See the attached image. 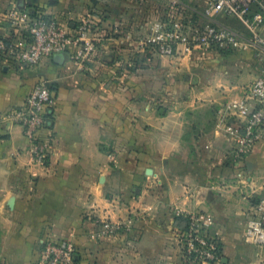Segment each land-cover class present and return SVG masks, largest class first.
I'll use <instances>...</instances> for the list:
<instances>
[{
	"label": "crops",
	"instance_id": "obj_1",
	"mask_svg": "<svg viewBox=\"0 0 264 264\" xmlns=\"http://www.w3.org/2000/svg\"><path fill=\"white\" fill-rule=\"evenodd\" d=\"M14 1L26 8L25 0H0L3 41L13 30ZM48 1L51 9L47 0L35 5L62 23L88 13L104 18L93 16L97 51L82 64L63 56L30 68L0 59V264H37L46 238L73 243L77 264H180V235L195 214L211 218L222 264H264V249L246 236L264 196V165L256 162L264 151L238 154L224 119L227 102L243 98L262 75L260 50L246 28L218 17L247 49L197 53L170 70L138 69L139 43L169 0ZM206 5L197 0V8H187L198 18ZM40 81L54 86L56 98L42 132L52 136L43 166L33 162L23 129L6 117ZM174 82V106L155 116V94L169 99ZM105 221L124 227L109 235Z\"/></svg>",
	"mask_w": 264,
	"mask_h": 264
},
{
	"label": "built area",
	"instance_id": "obj_2",
	"mask_svg": "<svg viewBox=\"0 0 264 264\" xmlns=\"http://www.w3.org/2000/svg\"><path fill=\"white\" fill-rule=\"evenodd\" d=\"M202 16L205 21L188 19L183 0H170L164 17L154 22L151 35L140 41V52L154 57L185 58L194 54L206 56L221 51L231 52L249 47L234 30L219 25L218 17L238 20L250 33L249 42L259 48L262 75L246 89L245 96L225 105L226 133L236 145L238 154L248 153L264 139V0H206ZM12 18V19H11ZM13 27L27 24L30 39L6 44L0 39V54L9 63L14 59L21 66L39 67L43 60L59 55H75L84 59L97 51L98 39L93 37L96 21L90 15L79 21L62 23L42 13L11 11ZM93 37V38H92ZM14 56L11 59L10 56ZM56 103L54 86L40 81L28 93L24 104L11 110L6 117L23 129L29 140V154L35 164L46 165L52 148V136L42 138L52 121ZM228 119V120H227ZM229 120L234 122L230 123ZM109 235L118 233L124 224L105 221ZM211 218L189 216V228L180 235V264H222V245L210 234ZM247 238L264 249V196L255 206V215L246 229ZM73 243H60L46 238L37 264H77Z\"/></svg>",
	"mask_w": 264,
	"mask_h": 264
},
{
	"label": "rangeland",
	"instance_id": "obj_3",
	"mask_svg": "<svg viewBox=\"0 0 264 264\" xmlns=\"http://www.w3.org/2000/svg\"><path fill=\"white\" fill-rule=\"evenodd\" d=\"M183 1L185 3V6H186L185 12H186L187 18L188 19H197V12L187 8L188 6L189 7L195 6V8H197V0H183ZM168 2H170V0ZM35 3H36L35 0H25L24 4L26 5V8L21 9L18 6V3H16V1H14L13 6L11 7V11L14 10V11H17V12H20L23 14L24 13L32 14V12H37V13H42L51 19H55L53 15L47 13L48 11L46 12V9L44 7H41L39 4L37 6V5H35ZM169 5H170V3L168 4V6ZM45 6L47 7V9H51V5H50L48 0H47V3L45 4ZM88 15H90L91 17L96 15L97 18H104L103 14H95L94 15L93 13H88L84 17H86ZM162 17H164V16H162ZM83 18H81V19H83ZM97 18L94 19L96 22H98ZM159 19H161V18H159ZM159 19H157V20H159ZM200 19L205 21V18L202 15L200 16ZM8 20H9L10 25L13 28V30L11 31L10 40H9L10 44H12V43L14 44L16 40H17V43L20 44V43L30 39L29 38L30 37L29 30L27 29V27H25L27 24L16 25L15 27H13L12 20H10V19H8ZM96 28H97V26H96ZM95 31H96V29L93 31L94 34H95ZM11 37L13 38V40L11 39ZM108 37H112V34H107L106 38H108ZM111 50H112V47H111ZM10 58L14 59L15 57L11 55ZM147 58H148V54L140 52V49H139L136 67L138 69H145V68H151L152 66H154V68H157V69H168V70H170L176 66V63L174 61H176L177 59H180V58L158 57L157 56V57H154V59H152V61L149 64V62L147 61ZM66 59H67V62H69L71 60L73 62L82 64V58L81 57L77 58L75 55H72V54L69 56L67 55ZM9 64H11L13 66H17V67L21 66V63L19 61H17L16 59H14V61L9 63ZM186 72H187V70H183L181 73H178L179 75H177V77H175V78L179 79L178 80L179 82H177L179 85L181 83H184V81H185L184 77H185V74H187ZM177 83H175V82L169 83L170 92H169V94L166 93V97L169 96L170 97L169 99L161 98V95L159 93L155 94V97H154V102H155V107H156L155 116L163 117V116L168 115V113L171 111L172 107L174 106L173 105L174 104L173 99H174V97H177L178 93H179L177 90V88H178ZM255 148H261L264 151V139L259 141L253 149H255ZM258 158H259V160L258 161L256 160V162L258 164L264 165V153H262V157H258ZM248 163L251 164L253 162L248 161ZM259 176H261V175L259 174Z\"/></svg>",
	"mask_w": 264,
	"mask_h": 264
},
{
	"label": "trees",
	"instance_id": "obj_4",
	"mask_svg": "<svg viewBox=\"0 0 264 264\" xmlns=\"http://www.w3.org/2000/svg\"><path fill=\"white\" fill-rule=\"evenodd\" d=\"M11 39L13 40V38L11 37ZM10 40V39H9ZM9 40H7V41H4V42H6V44H10V41ZM219 55H223V54H228V52H225V51H221V52H219L218 53ZM0 59H3V60H5V57H3V55L2 54H0ZM189 228V219H188V226L186 227V229H188Z\"/></svg>",
	"mask_w": 264,
	"mask_h": 264
},
{
	"label": "water",
	"instance_id": "obj_5",
	"mask_svg": "<svg viewBox=\"0 0 264 264\" xmlns=\"http://www.w3.org/2000/svg\"><path fill=\"white\" fill-rule=\"evenodd\" d=\"M62 60H63V56L62 55H59V56L56 57V62L61 63Z\"/></svg>",
	"mask_w": 264,
	"mask_h": 264
}]
</instances>
